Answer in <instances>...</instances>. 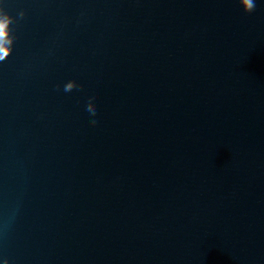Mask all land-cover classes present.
Instances as JSON below:
<instances>
[{"label": "water", "instance_id": "1", "mask_svg": "<svg viewBox=\"0 0 264 264\" xmlns=\"http://www.w3.org/2000/svg\"><path fill=\"white\" fill-rule=\"evenodd\" d=\"M0 7V260L264 264V0Z\"/></svg>", "mask_w": 264, "mask_h": 264}, {"label": "clouds", "instance_id": "2", "mask_svg": "<svg viewBox=\"0 0 264 264\" xmlns=\"http://www.w3.org/2000/svg\"><path fill=\"white\" fill-rule=\"evenodd\" d=\"M244 12H251L254 8V0H240ZM11 15L5 11L4 8L0 7V32L8 31V25L11 23ZM5 51H8V48L5 46ZM2 53H0V58H2ZM86 119V117L84 118ZM96 121H92L91 124L94 125ZM0 264H9L8 258L0 260Z\"/></svg>", "mask_w": 264, "mask_h": 264}]
</instances>
